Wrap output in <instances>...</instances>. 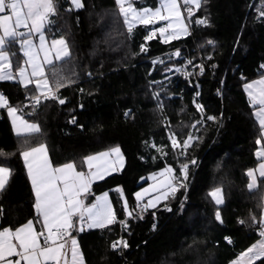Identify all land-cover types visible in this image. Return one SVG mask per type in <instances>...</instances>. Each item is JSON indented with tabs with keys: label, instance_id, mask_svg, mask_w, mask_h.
<instances>
[{
	"label": "trees",
	"instance_id": "1",
	"mask_svg": "<svg viewBox=\"0 0 264 264\" xmlns=\"http://www.w3.org/2000/svg\"><path fill=\"white\" fill-rule=\"evenodd\" d=\"M259 1L208 0L205 4L201 0L200 9L193 10L192 22L187 19L189 33L166 42L158 37L145 39L152 25L140 23L129 32L116 0H82L84 6L79 9L70 0H54L56 13L48 17L47 32L51 38L66 39L71 51L48 67L47 76L56 93L46 94L48 99L41 95L36 105L30 98L36 95L32 86L25 88L17 80L0 81L8 102L40 128L39 132L16 135L5 109L0 110V165L11 170L0 192V229H15L39 219L21 156L24 149L45 142L54 165L72 161L84 170L85 157L118 145L125 157L124 166L96 180L88 198L93 201L109 192L117 223L80 231L75 217L71 230L78 234L86 264H229L254 244L261 236L255 225L261 224L264 177L256 188L249 189L248 173L260 160L256 151L261 129L244 84L264 75V18L254 12ZM133 3L137 8L156 7L159 0ZM182 6L187 18L183 0ZM205 17L208 25L194 23ZM177 50L179 56L174 55ZM14 53L13 67L18 68L23 53L19 49ZM184 54L194 60L193 64L172 77L157 100L154 94L158 84L153 82L165 75V68L153 59L171 57L169 63L182 67ZM199 64L204 67L202 75L196 67ZM61 78L67 81L57 88ZM52 96L65 99V104ZM194 99L203 106L202 112ZM126 112L130 114L125 116ZM208 116L216 119L208 120ZM73 117L75 124L70 123ZM201 118L204 126L200 140L184 157L167 160L177 173L181 162L197 161L189 166L188 187L180 186L175 200L171 196L159 206L147 208L145 215L132 217L142 203L135 193L149 182V172L166 164L154 161L147 153L150 142L170 147L167 127L180 138ZM217 187L225 197L220 208L210 193ZM182 198L187 202L179 204ZM218 209L222 223L215 218ZM241 220L245 223H239ZM119 221H125L127 227ZM37 225L40 228L41 223ZM226 236L233 238L232 244L225 241ZM120 237L129 247L111 250V242ZM252 264H264V256Z\"/></svg>",
	"mask_w": 264,
	"mask_h": 264
},
{
	"label": "snow or ice",
	"instance_id": "2",
	"mask_svg": "<svg viewBox=\"0 0 264 264\" xmlns=\"http://www.w3.org/2000/svg\"><path fill=\"white\" fill-rule=\"evenodd\" d=\"M203 3H208V0H203ZM71 4L79 9L82 8V0H71ZM116 4L120 6V13L124 16V22L128 24V31L131 32L133 28V22L139 20L142 23H151V17H159L161 20H168V28L172 27V17H175L176 22L180 23V31L187 34L188 26L183 23L181 12L178 6V0H162L161 7L156 8L154 11L151 9H143L142 12H137L136 9L129 4L125 7V0H116ZM185 6V11L187 12V19L189 22H192V16L194 15L192 7L189 5H195L196 9L199 10L201 7V0H183ZM8 10L11 11L12 15H5ZM131 12V21L129 19V13ZM162 12H167L168 15H162ZM56 13V6L54 0H0V29L3 30V35H0V67L7 62L10 66L11 61L9 59V53L7 51L13 43H16L19 37H27L33 33L39 34L40 46L43 48L45 37L43 34V29L45 27V22L48 20L50 15ZM261 16H264V11L260 13ZM14 18V19H13ZM31 22V23H29ZM197 25H208V19L197 18L194 21ZM21 27L28 29V32H20L18 29ZM165 28H160L159 31L161 34L165 32ZM155 35V32L151 33L145 39H152ZM173 38H179V33H171ZM209 44H213V41H208ZM21 47L24 49V55L29 58L28 62L32 63V75L35 76L38 72L43 76V72L40 71V65L35 63L36 56L33 52L35 47L31 39H23L20 41ZM57 44L65 45L64 56H68L70 53L67 50L66 41L63 39L53 40L52 46L55 47ZM141 50L144 51L143 45ZM14 56L15 53H12ZM174 55L179 56L180 52L177 50ZM57 59H62L61 56L57 55ZM211 59V57H208ZM164 63L163 60H156L153 63ZM48 64H52L51 60L47 61ZM188 64H192V61H188ZM199 67L200 74H203L204 67L202 65H197ZM213 68L216 65H212ZM176 71H181L177 68ZM172 71V69H168ZM191 75V73H187ZM19 82L24 85L25 88L28 87V84L33 83L32 80H28L27 83L24 82L25 69H19ZM6 78H12L11 76H5L0 73V80ZM36 88L41 89V84L39 81H36ZM153 83H156L155 81ZM258 86V87H257ZM64 87L63 83L57 82V88ZM43 88L49 89L48 80L45 78L43 83ZM256 88V90H253ZM50 90V89H49ZM246 90H249V95L251 97L253 106L256 104L261 105L260 111L256 114L260 118L261 129L264 130V80L256 82V85L248 84L246 85ZM83 91V90H81ZM43 95V93H41ZM155 98L159 100V93H155ZM199 95V93H197ZM49 97L45 96V99ZM52 99H58L59 104H65V99H60L56 96H52ZM36 105H39L41 102L40 96L33 97ZM6 103L2 94H0V106H3ZM198 111L203 110V106L196 103L195 99L193 100ZM83 107V105H81ZM159 107H163L162 104ZM16 109L10 108V114L14 113ZM130 113L126 112L125 116H128ZM208 120H215L216 117L208 116ZM197 121L196 123H200ZM70 123L75 124L76 118L73 117ZM28 127L33 132H39L40 128L38 125H28ZM82 127V125H81ZM195 127V125H193ZM264 134V132H262ZM194 139L192 135H189L187 139L183 140L181 143L175 138L174 134L169 135V140L172 143L173 150L177 147H181L183 151L182 155H186L187 149L191 146L190 142ZM195 139H198L195 138ZM257 143H260L258 140ZM152 147H156L154 144ZM158 151L162 149L158 148ZM111 152L120 153L119 147L112 148ZM37 153H45V146L40 145L39 147L30 148L28 151L21 153V156L25 160V164L28 168V175L31 179L32 187L35 194V203L33 205L36 216L39 218L36 223H41V230L37 232L34 228L33 220H28L25 224L15 229V231L10 228H4L0 230V261H4L5 264H21V261H25L26 264H49V261L54 262V264H61V260H65L67 264V253L64 251L65 243L60 241L66 235H70L69 229L75 227L73 222V217H78L81 224L87 219L89 221V228H106L110 224L117 223V218L113 212L111 205L107 200V193L104 194L103 200L97 198V203L92 204L91 206H84L82 200L79 199L81 193H87L91 184V179L96 178V173L89 172L86 174L83 171H76L75 163H67L61 167H53L50 161L47 159L46 155L44 159L39 160L35 157ZM167 155V153H163ZM264 155V153H259ZM100 155H107V153H102ZM29 157H33L32 160H29ZM96 159V157L89 156L85 157V163H87L88 168L91 169V162ZM192 164H195L196 161L193 159ZM187 169L188 164L185 163L182 165L180 172L187 178ZM261 177H264V165L261 166ZM167 172L171 173L173 169L168 167ZM11 175V170L8 167L0 166V192L5 189L6 184L8 183V177ZM248 175L252 177V182L248 185L249 189L252 190L256 188V178L253 176V173L249 171ZM102 178V177H100ZM180 186H183L181 182ZM178 188L173 187L172 192L177 191ZM212 197L215 199L216 204L220 205L223 203L221 190L216 189L211 193ZM137 199L141 198V193H136ZM148 207H156L151 201L148 205L145 206L144 210L146 211ZM125 208H127V203L125 202ZM171 211L170 208L167 209ZM3 214V208L0 206V215ZM131 216V213H128ZM155 215V213H153ZM142 218V217H141ZM215 218L221 223V213L219 210L215 213ZM253 223H256V218H252ZM123 227H127L125 221H119ZM239 223L243 224L245 221L241 220ZM153 229L156 228V224H153ZM261 228L264 229V221L261 222ZM81 231L83 228L81 227ZM261 235L264 236V231H261ZM43 238V244L40 243V238ZM13 239L18 241V244L13 243ZM129 247L128 242L120 237L119 239L112 241L110 248L113 251H119L122 249H127ZM258 248V251L255 252L253 259H258L261 256H264V241H261L258 245L247 250V253H253L254 249ZM246 255L242 253L241 256ZM16 256L19 259H7L8 257ZM71 260L72 264H77V261H80L82 264V253H79L76 239H72V248H71Z\"/></svg>",
	"mask_w": 264,
	"mask_h": 264
},
{
	"label": "rangeland",
	"instance_id": "3",
	"mask_svg": "<svg viewBox=\"0 0 264 264\" xmlns=\"http://www.w3.org/2000/svg\"><path fill=\"white\" fill-rule=\"evenodd\" d=\"M135 7H137V6L135 5ZM191 7H192L193 10H196L195 5H191ZM182 8H183V6H182ZM136 11L139 12L138 10H136ZM262 11H264V0L259 1V3L255 6V9H254V12L257 14V16H261L260 13ZM162 15H168V13L167 12H162ZM129 17L131 18V15ZM172 18H174V16ZM263 18H264V16H263ZM130 21H131V19H130ZM139 22H140L139 20H136V22H133V28H132V30L134 29V27L136 25L140 24ZM164 22H167V21H154L153 23L145 24V25H155V24H161V23L163 24ZM126 25L128 26V24H126ZM27 32H28V30H26L25 33H27ZM43 32H44V29H43ZM44 36H46V35L44 34ZM104 37H105V40L106 41H108L109 43H111V40L112 39L109 37L108 34H105ZM23 39H26V37H23ZM173 39H176V38H173L171 36V30H170L169 32L166 33L165 38L163 39V41L170 42ZM31 40H32V42H33V44L35 46L33 48V52H34L35 55H36L37 51H40L46 57L51 56L52 52H56L57 53L56 54V57H57V55H59L61 57L64 56L65 45L57 44L55 47H53L52 46V42L51 41L49 42L48 38L45 37L44 46H43V48H41L40 43H39V46H38L37 40H36L35 37H32ZM56 40H60V39H56ZM66 46H67L68 52L71 54L70 46H69V44H68L67 41H66ZM20 48H22V47H20ZM22 51L24 52V49L23 48H22ZM50 60L51 61H54L52 59H50ZM153 60L154 61H156V60H163L164 61V63L157 62V63H159V65H161V68H165L164 69V74L165 75L161 79L155 81L158 84L157 85L158 86V89H157V91L155 93L165 92V90L168 89V87H169V85H170V83L172 81V77H174L177 73L183 72L184 70L182 69L181 66H178L177 67V66H174L173 64L169 63L170 60H171V57H164L163 58L162 56H158V57L154 58ZM177 68L181 69V71H176L175 69H177ZM168 69H172V71H168ZM45 78L47 79L46 76H43V77H40L39 79L33 81V84H34V87L32 86L33 87V90H34L35 93H39L38 95L40 97H42L40 94L43 93V91L46 90L45 88H43V83H44ZM58 78H60V77H58ZM36 81H39L40 82L41 89H37L36 88V83H35ZM66 81H67V79H62V78L60 79V83L61 82L64 83ZM48 84H49V88H51V84L49 83V80H48ZM53 92L56 93V88H55L54 91H51V93H49L47 95H52ZM47 95H45V96H47ZM167 96L168 97H171V96H173V94H171V93L168 94L167 93ZM196 103L200 104L197 101H196ZM17 112H16V114L15 113H12L11 116H12L14 122H15V128H16V130L17 131H20L22 133V134H19V135L29 134L28 132H30L32 130L28 127V125H33V122H34L35 125H38L39 126V124L36 121L28 120L20 111L19 112H20L21 115L19 113H17ZM20 116H22L23 120L25 122H27V125H25V123H23L21 121ZM197 121H201V122L200 123H196ZM193 125H195V127H193ZM203 126H204V119L203 118H201V120L200 119L199 120H196L195 122L192 123L191 128H190V131L189 132L187 131V133L185 134V136L180 137V138L175 133V131H174L173 128L172 129L170 127H167V128H168V134L169 135L170 134H174L175 135V138L178 141H180L181 143L183 142V140L187 139V137L189 135H192L194 137V139L190 142V144L192 146L196 141L200 140V135L199 134L202 131ZM197 137H198V139H195ZM153 144L156 147H152ZM40 145H44L45 146V153H37V154H35V157L37 159L42 160V159H44V157L46 155L47 159L50 161L51 165L54 168L55 167H61V166L65 165V164H67V163H70V162H67V163H63V164H59L57 166H54L52 164L51 159H50V156H49V153H48V147H47V144L45 142H40V143H38V144H36L34 146H31L29 148H26V149L23 150V152L24 151H28L30 148H33V147H39ZM117 146H115V147H117ZM115 147H113V148H115ZM150 148H154L156 150V152L155 153H151L150 150H149ZM158 148H160L162 150L161 151H158L157 150ZM111 149L112 148H108V149L101 150L99 152H95V153L90 154L89 156L96 157V159H94L91 162V164H92L91 169L88 168V165L86 163V168L84 170L78 169L77 166H76V171L77 172L83 171L86 174H88L89 172L96 173L97 174L96 178H92L91 176L89 177L92 182L90 184V187L88 189V192L87 193H81V195L79 197V199L82 200L83 205L84 206H91L92 204L97 203V198H100L101 200H103L104 194L107 193L108 203L111 205V208H112L113 212L115 213V211L113 209V205H112V197H111V194L109 192H103V193L97 195L93 201H89L88 200L89 195L92 194V192H93V183L96 180L101 179L100 177L103 178V177H105L106 175H108V174H110L112 172L119 171L124 166L125 158H124V155H123L120 147H119V149H120V153L119 154L114 153V152H111L110 151ZM182 151H183V149L181 147H177L175 150H173L172 143H171V145L169 147V146L164 145V144H162V145L156 144L155 141H151L150 142L149 146L147 147V153L149 155H151V157L153 158L154 161L163 160L164 162H166V164H165V166L163 168H160L157 171H151V172L148 173V175H147L146 178L149 180V182L147 184H145L143 187H141L136 192V193H141V198L139 200L137 199V196H136V193H135V198H136V200L138 202H142V203H145V205H148L149 201H151L157 207L160 204H162L163 202L168 201L171 196H172L171 198L173 200H175V195H176V192L177 191H175L173 193L172 192V188L173 187L179 188L181 182L183 183V187H188V176H189V168H190L189 166L192 164L191 163L192 160L189 161V162H181V165H180L182 167L183 164H185V163L188 164L187 178L186 179L181 174V172H178L177 173L176 170H175V168H174V166H172V164H170V163L167 162V160H169V159L170 160H173L174 158L175 159H177V158L179 159L181 157H184V155L181 154ZM102 153H107V155H100ZM163 153H167V155H164ZM32 159H33V157H29V160H32ZM24 162H25V160H24ZM71 163H74V162L71 161ZM196 163H197V161H196ZM195 164H192V165H195ZM4 167H7V166H4ZM168 167H171L173 169V171L171 173H169V172L166 171V169ZM26 168H27V166H26ZM27 172H28V169H27ZM216 189H220L221 190V195H222L223 203L220 204V205H217L215 199L213 197L212 198H213V200L215 202V205L218 208H220L225 203V197H224L223 191H222V189L220 187L214 188L213 190H211L210 193H212ZM125 202L127 203V201H124V206H125ZM186 202H187L186 198H182V199L179 200V204L186 203ZM166 207H169V206L166 205ZM152 208L153 207H148V209H152ZM126 209H129L128 208V203H127V208ZM218 210L220 211V209H218ZM74 219H75V217H73V222H74ZM87 225H88V221H87ZM81 227H82V224H81L80 221H78V226L76 228L78 230H80ZM72 229H69V233L71 232ZM60 242H63V241H60ZM69 243H70V245H72V241L71 240H70ZM79 263H80V261H78V264ZM61 264H62V260H61Z\"/></svg>",
	"mask_w": 264,
	"mask_h": 264
},
{
	"label": "crops",
	"instance_id": "4",
	"mask_svg": "<svg viewBox=\"0 0 264 264\" xmlns=\"http://www.w3.org/2000/svg\"><path fill=\"white\" fill-rule=\"evenodd\" d=\"M161 3H162V0H159V3H158V5L156 6V7H150V6H144V7H142V8H137V7H135V5H134V3H133V0H125V7H127L129 4H131L132 5V7L134 8V9H136V10H138L139 12H142L143 11V9H151V10H155L156 8H159V7H161ZM178 6H179V9H180V12H181V16H182V19H183V23L184 24H186L187 26H188V30H189V24H188V21H187V18H186V15H185V12H184V10H183V8H182V0H178ZM190 7V6H189ZM5 15H12V13H11V11L10 10H8L6 13H4ZM132 16V14H131V12L129 13V16ZM130 18V17H129ZM14 19V18H13ZM131 19V18H130ZM151 20H152V22L151 23H153L154 21H167V22H169L168 20H161L159 17H151ZM134 22H136V21H134ZM29 23H31V22H29ZM139 23H142V22H139ZM143 24H145V23H143ZM147 24H150V23H147ZM162 24V23H161ZM26 30H28V29H26V28H23V27H21L20 29H18V31H20V32H26ZM173 32H177V33H179V38L180 37H182V36H185L186 34L185 33H183V32H181L180 31V23L179 22H176V20H175V17L174 18H172V27H171V33H173ZM46 36H44V37H47L48 38V40H49V42L51 41H53V40H56V39H64L63 37H57V38H51L50 36H49V34H48V32H47V21L45 22V27H44V32H43ZM188 33V32H187ZM0 35H3V30L2 29H0ZM32 37H35L36 38V40H37V44H38V46H39V43H40V39H39V34L38 33H33V34H31L30 36H27L26 38H28V39H32ZM23 40V37H19L18 38V40H17V42L16 43H13L10 47H8V49H7V51H8V53H9V59H10V61H11V64H10V66L7 68V69H1L2 67H0V73H2V74H4L6 77L7 76H11L12 78H6V79H4V80H0V81H5V80H8V81H15V80H17V81H19L20 80V77H19V69L20 68H24L25 69V77H24V82L25 83H27V81L30 79V80H32V81H34V80H37V79H39L40 77H43V76H46L47 77V79L49 80V78H48V76H47V73H48V67L50 66V65H52V64H55V63H57V62H59V61H61L62 59H64V58H66L67 56H63L62 57V59H57V57H56V52H52V54H51V56H48V57H46L45 55H43L40 51H37V53H36V59H35V63H37V64H39L41 67H40V71H42L43 72V76H41L40 74H39V72L35 75V76H33L32 75V71H33V69H32V63L31 62H28L29 61V58L27 57V56H25L24 55V52L22 51V48H20L21 47V44H20V41H22ZM65 41H66V39H64ZM16 49H19L22 53H23V60H22V63H21V66L20 67H18V68H14L13 67V62H12V53H14V51L16 50ZM50 59H52V60H54V61H52L53 63L52 64H48L47 63V61L48 60H50ZM4 64H8L7 62H5ZM3 64V65H4ZM9 65V64H8ZM261 80H264V75H261V76H259V77H257V78H254V79H252V80H249L248 82H246L245 84H244V90L246 91V93L248 94V96L250 97V95H249V90H246V85H248V84H253L254 86L256 85V82H258V81H261ZM49 83H50V80H49ZM22 84V83H21ZM51 84V83H50ZM23 85V84H22ZM24 86V85H23ZM28 86H33L34 87V84L33 83H30V84H28ZM33 87H32V89H33ZM258 87V86H257ZM50 89V90H49ZM49 89H46L45 91H43V95H46V94H49V93H51V91H53V89H52V87L51 88H49ZM253 90H256V88H254ZM34 91V90H33ZM0 94H2L3 95V97H4V99H5V101H6V103L3 105V106H0V110L1 109H5V111H6V113H7V115H8V117H9V119H10V121H11V123H12V126H13V129H14V132H15V134L16 135H19V134H22L20 131H17L16 130V128H15V122H14V120H13V118H12V116H11V114H10V112H9V109L10 108H14V109H16V111L14 112L15 114H16V112L17 113H19L20 114V112H19V108L16 106V105H12V104H10L9 102H8V100H7V97L5 96V94L1 91V89H0ZM37 96H39L38 94L39 93H35ZM36 95H34V96H36ZM40 95H42V94H40ZM34 96H32V97H34ZM250 99H251V97H250ZM261 105H259V104H256L255 105V109H254V117H255V120H256V122H257V124L259 125V127H260V129H261V126H260V118L256 115L259 111H260V109H261ZM21 115V114H20ZM20 118H21V121L23 122V123H25V125H27V122H25L24 120H23V118H22V116H20ZM17 120V119H16ZM18 122V121H17ZM33 124H34V122H33ZM33 131H30V132H28V133H32ZM262 132H264V130H260V139H259V141H260V143H259V147H258V149H257V151H256V153H257V156H258V158L260 159L259 160V162L257 163V165L254 167V168H251L250 169V171L253 173V176L256 178V185H258L259 184V180H260V178H261V175H260V172H261V166L262 165H264V155H260L259 153H264V134H262ZM48 153H49V150H48ZM49 156H50V154H49ZM125 158V157H124ZM50 159H51V157H50ZM52 161V160H51ZM52 164H53V162H52ZM54 165V164H53ZM1 166V165H0ZM54 166H57V165H54ZM28 169V168H27ZM10 177V176H9ZM9 177H8V180H9ZM102 179V178H101ZM99 180V179H98ZM252 182V177H250L249 176V184ZM32 184V183H31ZM262 201H263V211H262V215H261V222L262 221H264V190H263V195H262ZM112 205H113V202H112ZM113 209H114V207H113ZM33 222H34V228H35V230L37 231V232H39L40 230H41V226H42V224H41V226H40V228L38 227V225H37V223L33 220ZM88 223H89V221H88ZM25 224V223H24ZM23 225V224H22ZM22 225H20V226H22ZM20 226H18V227H20ZM17 227V228H18ZM17 228H15V229H17ZM4 229V228H3ZM11 230H13V231H15V229H12V228H10ZM87 229L88 230H92V229H99V228H89L88 227V225H87ZM0 230H2V229H0ZM81 231V230H80ZM83 231V230H82ZM262 231H264V229L262 230ZM76 239V241H77V246H78V251H79V253H82V251H81V248H80V245H79V242H78V234H72V233H70V238H69V240H66V241H63V242H61V243H64L65 242V249H64V251L66 252L67 251V264H72V260H71V248H72V245H70V240L72 241V239ZM261 241H264V236H260V238L254 243V244H252L249 248H251V247H253L254 245H258ZM13 243H15V244H18V241H16L15 239H13ZM40 243L41 244H43V238L41 237L40 238ZM249 248H247L243 253H246V255H243V256H238L237 258H235L233 261H231L229 264H252L254 261H256L257 259H253L252 257H254V255H255V252L256 251H258V248H256V249H254V251H253V253H247V250L249 249ZM261 257H263V256H261ZM261 257H259V258H261ZM258 258V259H259ZM7 259H12V260H15V259H19V257H16V256H12V257H8ZM79 261V260H78ZM78 261H77V264H78ZM0 264H5V262L4 261H0ZM21 264H26V262L25 261H21ZM63 264V263H62ZM80 264V263H79ZM82 264H86V261H85V258H84V256H83V253H82Z\"/></svg>",
	"mask_w": 264,
	"mask_h": 264
},
{
	"label": "built area",
	"instance_id": "5",
	"mask_svg": "<svg viewBox=\"0 0 264 264\" xmlns=\"http://www.w3.org/2000/svg\"><path fill=\"white\" fill-rule=\"evenodd\" d=\"M168 24H169V22H164V23L161 24L160 26H154V25H152L151 28H150V30H149V35H150L151 33L155 32V35H154L153 37H158V38H160V39L163 40V39L165 38L166 33L169 32V31L171 30V28H168V27H167ZM160 28H165V29H166L165 32H164L163 34H161V32L159 31ZM189 31H190V29H189ZM189 31H188V32H189ZM181 50L184 51V48L181 49ZM183 60H184V63L182 64V68L185 69V70H188L189 67L193 64L194 60H193L188 54H184V56H183ZM188 61H192V64H188ZM199 65H201V64H199ZM198 73L200 74V69L198 70ZM203 73H204V72H203ZM200 75H202V74H200ZM30 98L33 99L32 96H30ZM145 206H146L145 203H139L138 206L136 207L135 212H134V214H133L132 217H139V216H143V215H145V214L147 213V210H146V211L144 210ZM82 228H83V230H88V229H87V219H85V221L82 223ZM255 228H256V230H257L259 233H261V231L263 230V229L261 228V224H257V225H255ZM70 233H71V232H70ZM69 238H70V235H66V236L63 238V240H61V241L69 240ZM123 238H124V237H123ZM124 239H125V238H124ZM125 240H126V239H125ZM225 241L228 242L229 244H232V243H233V238L230 237V236H226V237H225ZM242 253H243V252H242ZM242 253H240L239 255H241ZM49 264H54V262L49 261Z\"/></svg>",
	"mask_w": 264,
	"mask_h": 264
},
{
	"label": "water",
	"instance_id": "6",
	"mask_svg": "<svg viewBox=\"0 0 264 264\" xmlns=\"http://www.w3.org/2000/svg\"><path fill=\"white\" fill-rule=\"evenodd\" d=\"M8 67H9L8 64H4L1 69H7ZM66 253H67V251H66ZM66 259H67V257H66ZM62 263L65 264V260L64 259H62Z\"/></svg>",
	"mask_w": 264,
	"mask_h": 264
}]
</instances>
